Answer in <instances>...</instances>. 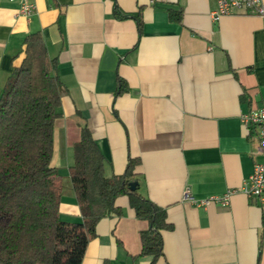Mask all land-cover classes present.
I'll list each match as a JSON object with an SVG mask.
<instances>
[{
    "label": "crops",
    "instance_id": "crops-1",
    "mask_svg": "<svg viewBox=\"0 0 264 264\" xmlns=\"http://www.w3.org/2000/svg\"><path fill=\"white\" fill-rule=\"evenodd\" d=\"M35 1L26 18L19 0H0V97L25 37L42 32L68 90L54 123L52 165L70 179L88 125L105 176L139 158L140 192L167 208L171 224L154 262L142 255L148 222L122 196L121 216L98 223L81 263L264 264V209L254 199L236 192L227 207L184 199L187 190L204 200L241 188L261 159L258 137L240 117L264 104V18L214 21L216 0ZM169 11H180L181 23ZM121 79L127 90L119 94ZM62 194L61 217L80 221L71 180Z\"/></svg>",
    "mask_w": 264,
    "mask_h": 264
},
{
    "label": "trees",
    "instance_id": "trees-1",
    "mask_svg": "<svg viewBox=\"0 0 264 264\" xmlns=\"http://www.w3.org/2000/svg\"><path fill=\"white\" fill-rule=\"evenodd\" d=\"M169 15L181 23L180 11ZM137 23L141 32L140 16ZM44 41L40 31L25 37L23 57L0 97V264H82L98 223L121 216L117 201L122 196L137 218L147 220L142 255L155 262L164 255L163 233L171 228L167 208L140 192L139 158H131L124 173L105 176V156L88 125L82 126L69 168L82 218L62 219L64 176L52 159L54 123L68 90L61 83L58 60L50 57ZM119 81L120 94L127 83ZM134 182L138 184L132 190Z\"/></svg>",
    "mask_w": 264,
    "mask_h": 264
},
{
    "label": "built area",
    "instance_id": "built-area-1",
    "mask_svg": "<svg viewBox=\"0 0 264 264\" xmlns=\"http://www.w3.org/2000/svg\"><path fill=\"white\" fill-rule=\"evenodd\" d=\"M216 2L217 7L211 13L214 21L220 20L223 16L235 14L260 15L264 18L263 0H216ZM19 3V15L30 18L36 12L35 0H19ZM240 118L243 125L258 137V153L261 159L255 161L252 174L244 180L241 188L228 190L221 196L197 200L187 190L184 195V199L187 201L189 200L199 207L211 203L227 207L231 196L236 192H242L254 199L264 209V104L244 111Z\"/></svg>",
    "mask_w": 264,
    "mask_h": 264
},
{
    "label": "rangeland",
    "instance_id": "rangeland-1",
    "mask_svg": "<svg viewBox=\"0 0 264 264\" xmlns=\"http://www.w3.org/2000/svg\"><path fill=\"white\" fill-rule=\"evenodd\" d=\"M64 184L67 187L70 184V179H65ZM62 219L65 220V218H62Z\"/></svg>",
    "mask_w": 264,
    "mask_h": 264
},
{
    "label": "water",
    "instance_id": "water-1",
    "mask_svg": "<svg viewBox=\"0 0 264 264\" xmlns=\"http://www.w3.org/2000/svg\"><path fill=\"white\" fill-rule=\"evenodd\" d=\"M137 184H138L137 182L132 183V190H135L136 189Z\"/></svg>",
    "mask_w": 264,
    "mask_h": 264
}]
</instances>
